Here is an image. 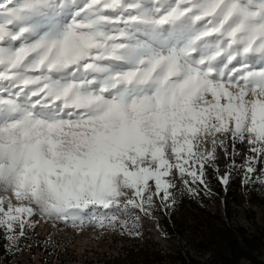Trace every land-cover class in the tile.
Instances as JSON below:
<instances>
[{
  "label": "snow or ice",
  "instance_id": "obj_1",
  "mask_svg": "<svg viewBox=\"0 0 264 264\" xmlns=\"http://www.w3.org/2000/svg\"><path fill=\"white\" fill-rule=\"evenodd\" d=\"M234 175L264 187V0H0V247Z\"/></svg>",
  "mask_w": 264,
  "mask_h": 264
},
{
  "label": "trees",
  "instance_id": "obj_2",
  "mask_svg": "<svg viewBox=\"0 0 264 264\" xmlns=\"http://www.w3.org/2000/svg\"><path fill=\"white\" fill-rule=\"evenodd\" d=\"M234 186L223 187L213 176L209 196L239 195V186ZM182 202L183 191L174 208L164 210L160 216L164 233L177 240L176 244L161 243L141 230L138 236L119 232L106 247L86 249L80 256L70 254L61 264H264L263 233L221 220L207 206L191 213L194 217L202 214L203 220L186 224L188 212ZM0 264H20L17 250L0 247Z\"/></svg>",
  "mask_w": 264,
  "mask_h": 264
},
{
  "label": "rangeland",
  "instance_id": "obj_3",
  "mask_svg": "<svg viewBox=\"0 0 264 264\" xmlns=\"http://www.w3.org/2000/svg\"><path fill=\"white\" fill-rule=\"evenodd\" d=\"M234 184L240 188V194L236 196L217 195L210 198L211 193L205 194L203 191L199 196L183 192V209L188 212L184 217L185 223L192 225L203 220L202 214L198 213L196 217L192 214L196 213L199 207L207 206L208 210L215 213L221 220L264 235V187L259 185L245 187L238 175L233 176L228 186L235 187ZM232 197H236V200ZM173 208L174 205L169 209ZM163 211L164 209L158 210L154 218L141 217V231L150 233L161 243L176 244L177 240L170 238L163 231L160 220ZM34 219L38 223L29 235L27 245L23 246L22 250L16 249L20 264H61V261L70 254L80 256L86 249L96 250L106 247L119 233L118 230L112 231L92 226H86L83 230L63 224L53 226L50 220H42L40 217Z\"/></svg>",
  "mask_w": 264,
  "mask_h": 264
}]
</instances>
